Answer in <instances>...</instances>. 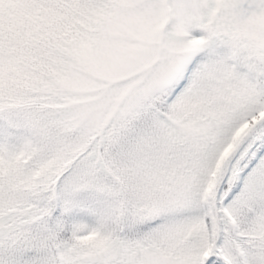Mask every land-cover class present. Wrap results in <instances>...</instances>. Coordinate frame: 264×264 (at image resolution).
<instances>
[{
  "label": "snow or ice",
  "instance_id": "snow-or-ice-1",
  "mask_svg": "<svg viewBox=\"0 0 264 264\" xmlns=\"http://www.w3.org/2000/svg\"><path fill=\"white\" fill-rule=\"evenodd\" d=\"M0 264H264V0H0Z\"/></svg>",
  "mask_w": 264,
  "mask_h": 264
}]
</instances>
